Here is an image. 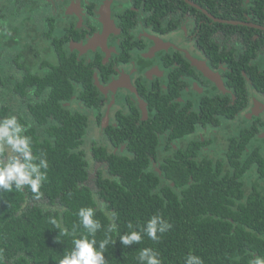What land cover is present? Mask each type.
<instances>
[{
    "label": "trees",
    "instance_id": "16d2710c",
    "mask_svg": "<svg viewBox=\"0 0 264 264\" xmlns=\"http://www.w3.org/2000/svg\"><path fill=\"white\" fill-rule=\"evenodd\" d=\"M237 1L135 0V7L143 11L146 25L156 32L178 28L189 18L208 21L202 11L222 20L223 23L212 26L214 32L220 27L221 32L228 29L226 37L221 33L219 44L211 39L212 35L201 38L206 40V55L212 58L219 49L226 57L230 54L231 67L236 66L230 74L232 83L241 87L251 79L253 83L260 82L264 89V56L249 43L245 45L247 50L241 48V53L230 35L243 30L235 23L241 21L230 14ZM43 2L46 0H0V120L15 112L18 122L27 129L29 120L34 119L25 116L28 113L22 100L31 97L32 101H49L42 105L48 113L41 124L52 127L44 132L46 135L25 132L31 137L33 155L46 159L49 165L47 170L42 169L47 179L38 191L30 186H24L22 191L0 190V264H59L73 249V239L88 235L78 212L89 207L95 209L94 218L101 224L89 239L95 238L97 247L106 238L111 241L104 251L106 264H140L138 256L144 248L157 252L161 264H186L190 255L200 257L203 264H251L254 258L264 257V193L258 187L248 192L241 181L254 165L258 167L255 172L264 178V160L260 155L241 160L245 147L257 134H243L242 147L231 159L237 172L228 179H220L215 170L205 168L203 175L189 171V181L184 175L169 171L164 183L151 166L149 148L139 144L130 133L122 143L128 142L131 158L95 152L97 162L102 163L96 169L80 151L86 139L87 119L81 114L73 115L63 105L73 95V85L60 80L57 74V45L63 53L68 41L57 43V26L49 20L50 15L39 21V5ZM90 11L93 12L91 8ZM141 18L132 10L121 17L125 42L131 41L128 33L140 26ZM162 21L171 26L164 29ZM151 23H160L162 28L155 29ZM32 24L42 27L36 40L34 29L28 35L24 32L25 26L32 28ZM252 36L245 35L249 40ZM51 48L55 50L50 52ZM256 75L261 77L260 81ZM88 83L93 86V82ZM9 92L16 95L12 111L6 105L9 100L4 98ZM234 95L241 98L234 106L238 112L246 105V98L239 93ZM94 105L96 101L88 103V107ZM215 105V101L207 102L209 108ZM160 106L165 108L166 117H173L175 111L168 103ZM194 120L187 116L185 122ZM153 216L171 226L158 233V239L143 234L140 243L124 246L120 242L121 236L141 231ZM51 218H56L61 228L52 225ZM113 223L116 230L110 231ZM129 223L132 229L128 228Z\"/></svg>",
    "mask_w": 264,
    "mask_h": 264
},
{
    "label": "flooded vegetation",
    "instance_id": "af4514ba",
    "mask_svg": "<svg viewBox=\"0 0 264 264\" xmlns=\"http://www.w3.org/2000/svg\"><path fill=\"white\" fill-rule=\"evenodd\" d=\"M47 1L38 7L42 18L39 21L43 22L49 9L56 7L49 20L57 26V43L68 41L62 51L65 56L57 45V74L60 80L73 85V95L63 105L73 115L81 114L87 119L86 139L80 151L96 169L102 163L97 162L95 152L131 158L128 142L122 143L127 133L149 148L151 166L164 183L169 171L184 175L188 181L189 171L203 175L205 168L215 170L220 179L235 176L237 171L231 159L242 147L244 133L257 136L249 141L241 160L253 154L264 160V89L260 82L253 83L251 79L236 87L230 77L236 68L231 67L230 54L226 57L219 49L212 58L208 57L206 40H201L212 35L211 39L219 44L221 33L226 37L228 29L221 32L220 27L214 32L212 26L223 23L222 20L202 11L208 21L185 19L178 28L165 33L146 25V15L135 7V0H57L50 5ZM110 2L107 19L104 7ZM77 3L81 4L82 13ZM128 10L143 18L140 26L129 31L131 41L125 42L121 17ZM230 14L241 21L235 23L243 28L229 33L238 51L243 53L241 48L249 43L264 56V33L259 32L264 30V0H238ZM151 25L155 29L161 27L160 23ZM162 25L164 29L171 26L167 21H162ZM41 28L32 24V28L25 26L24 32L28 35L34 29L36 40ZM241 32L253 35L252 39ZM54 50L51 48L50 52ZM256 80L261 77L256 75ZM88 82H93V86ZM235 93L246 98V105L238 112L234 106L241 98ZM4 98L9 100L6 105L12 111L16 95L9 92ZM32 100L31 97L22 100L28 113L25 116L35 120H29L27 132L44 134L52 128L47 123L41 124L48 113L42 105L49 101ZM90 101H96L92 108L88 107ZM208 101H215L216 105L209 108ZM167 103L175 111L173 117L163 114L165 108L160 105ZM187 116L195 120L185 122ZM254 169L258 172V167L252 166L241 181L248 192L258 187L264 193V178Z\"/></svg>",
    "mask_w": 264,
    "mask_h": 264
},
{
    "label": "clouds",
    "instance_id": "9594fccd",
    "mask_svg": "<svg viewBox=\"0 0 264 264\" xmlns=\"http://www.w3.org/2000/svg\"><path fill=\"white\" fill-rule=\"evenodd\" d=\"M27 129L21 125L15 116H9L0 120V190L8 192L22 191L24 186H30L33 191H38L42 183L47 179L46 171L49 165L46 159L33 155L31 137L25 135ZM38 161V162H37ZM80 222L87 230L88 235L73 239V249L60 259L59 264H106L104 251L111 242L106 238L97 247L95 233L101 228L99 220L95 219V209L81 208L78 212ZM56 228H61V224L56 218L49 221ZM171 226L159 216H153L141 231H131L120 237V242L124 246H131L140 243L143 234L149 238L158 239V233H164ZM129 229L133 225L129 223ZM116 230L113 223L109 229ZM66 234L67 230H63ZM159 254L151 248H144L140 251L138 260L140 264H161L158 259ZM186 264H203L200 257L190 255ZM251 264H264V257H256Z\"/></svg>",
    "mask_w": 264,
    "mask_h": 264
},
{
    "label": "rangeland",
    "instance_id": "374dc122",
    "mask_svg": "<svg viewBox=\"0 0 264 264\" xmlns=\"http://www.w3.org/2000/svg\"><path fill=\"white\" fill-rule=\"evenodd\" d=\"M56 1H57V0H49V1H47V4L50 5L51 2L54 4ZM80 2H83V0H80ZM86 3H87V2H86ZM77 5L79 6V7H78V9H79L78 11H79L80 13H82L81 10H80V6H81V4L77 3ZM56 11H57V10H56V7L50 8V9H49V12L46 13V15H50V16H52V13H53V12H56Z\"/></svg>",
    "mask_w": 264,
    "mask_h": 264
},
{
    "label": "water",
    "instance_id": "95a60500",
    "mask_svg": "<svg viewBox=\"0 0 264 264\" xmlns=\"http://www.w3.org/2000/svg\"><path fill=\"white\" fill-rule=\"evenodd\" d=\"M112 3L110 2L109 4H106V6L104 7V16H105V18H109V16H110V5H111ZM105 36V35H104ZM214 79V78H213ZM215 80V79H214ZM264 138V137H263Z\"/></svg>",
    "mask_w": 264,
    "mask_h": 264
}]
</instances>
